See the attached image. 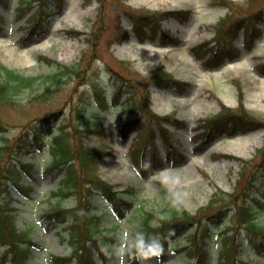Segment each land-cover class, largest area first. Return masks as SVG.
I'll return each mask as SVG.
<instances>
[{
    "label": "rangeland",
    "instance_id": "1",
    "mask_svg": "<svg viewBox=\"0 0 264 264\" xmlns=\"http://www.w3.org/2000/svg\"><path fill=\"white\" fill-rule=\"evenodd\" d=\"M63 1L59 2L60 6L64 5L60 12L44 18L40 29L30 34L37 4L21 15L18 8L22 0L0 1V77L4 75L2 66L25 76L37 77L32 87L24 88L16 95L14 105L0 104V123L5 131V134H0V148L10 151L2 156L0 165L5 166L14 157L33 164L28 174L23 172L21 175L23 182L33 189L31 198H24L12 184L9 187L12 205L17 208L16 227L29 231L34 243L33 255L27 264H49V254H64L69 249L67 240L61 239L59 233L40 219L50 203L56 202L52 193L59 188L65 174L64 170L57 173L53 168L48 170L52 154L44 148L49 145L44 139L52 140L58 135V130L51 135L38 136L31 134L28 126L37 117L61 109L69 124L66 129L70 130V125H76L78 121L76 107L84 92L92 103L89 105L90 120L104 128L108 138L86 131L81 137L70 136L69 142L79 143L80 138L86 146L105 145L98 172L124 195L128 194V198L120 199L121 208L125 209L127 205L131 208L124 216L117 217L111 214L112 206L108 207L105 199L93 197L96 211H106L102 216L106 235L117 241L115 264H189L194 260L186 256L188 232H180L176 238L170 239L169 250L165 254H142L136 261H130L131 251L136 247L138 228L142 225V211L153 213L151 223L156 227L159 218L170 208V201L164 195L165 187L194 214L200 207L207 206L218 190L219 193H233L242 184H247L243 174L251 167L255 175L264 170V161L253 167L260 158L257 150L264 145V127L246 134L235 132L233 136L225 135L210 143L201 140L205 136L202 129L204 121L225 107L232 110L244 107L255 117L264 119V34L248 48L241 25L235 39L239 55L213 68L207 62L210 53L199 58V50L195 49L204 41L213 45L218 43L216 30L224 22L227 28L230 18H244V23L253 20H247V17L263 9L264 0H202L197 3L190 0L175 8L153 0ZM142 15L150 18L144 27L149 35L145 39L137 37L134 31ZM257 21L263 28V20ZM93 27L100 31L96 50L91 46L93 40H88ZM184 27H192L193 34L185 33ZM157 31H165L169 36H158ZM79 32L83 34L77 36ZM123 35L125 38H121ZM237 60L242 61V67L232 65ZM76 63L81 64L83 80L62 76L52 83L47 78L58 71L60 64ZM160 67L177 80L187 83L183 93L174 85L155 84L153 76ZM116 77L125 83V90L117 102L113 100ZM97 91L105 95L103 97L109 107L91 113V109L97 107ZM127 91L133 92L134 96L128 97L135 100H144L149 94V102L155 112L175 116L184 127L162 128L165 126L161 123L142 117L137 107L132 110L123 107L122 102L128 99H125ZM129 119L138 120L137 129L122 131L123 124ZM60 124L61 118L49 129ZM42 131L45 133L47 130ZM150 135L153 143L160 147L153 155L145 146L143 156L147 170L141 173L131 153L138 148L134 145L142 143ZM166 136L171 145L169 148L163 145ZM21 138L34 141L35 145L43 139V148L28 152L26 147L20 148L18 142ZM213 146L216 149L211 152ZM250 173L246 176L247 181ZM251 192L264 200V177L254 181ZM239 198L243 200L242 196ZM75 202V197L70 196L63 204L71 207ZM229 209L235 210L233 203ZM230 216L228 211H224L214 218L215 222L211 221L214 234L206 245L208 256L205 264H218L225 244L220 231L223 229L224 236L230 235ZM259 222L264 227V211ZM63 233L68 237V230ZM243 233V230H237L234 235L238 244L234 253L247 264H264L261 250L253 251L248 242L240 245ZM0 249L3 251L1 245ZM232 249L235 250L233 246Z\"/></svg>",
    "mask_w": 264,
    "mask_h": 264
},
{
    "label": "trees",
    "instance_id": "2",
    "mask_svg": "<svg viewBox=\"0 0 264 264\" xmlns=\"http://www.w3.org/2000/svg\"><path fill=\"white\" fill-rule=\"evenodd\" d=\"M35 1L39 2L40 12L38 14V20L35 19V24H39L44 17L45 0H24L21 3V7L31 6ZM55 2L58 0H54ZM57 6H51L54 10ZM261 12L256 14L255 17H261ZM148 15H142L139 17V24L136 26V30L140 35H145L143 26L148 24ZM238 24V23H237ZM238 27V26H237ZM247 35L252 40L257 36H261L262 30L257 27H247ZM222 32L228 37H231L226 47L220 46H206L205 50H202L203 45H200L198 49L203 51L204 55L212 51V60H217L218 63L221 59L227 57H234L236 48L232 43V38L236 34V28L223 29ZM79 34V33H78ZM125 35L121 36L123 38ZM100 38V31L95 27L92 28L89 34L88 40L91 42L93 50H96L98 44L97 41ZM44 59H48L45 58ZM49 61V60H48ZM52 62V61H50ZM218 63H209L210 65H217ZM81 64L59 65L58 71L50 74L47 78L52 83L58 81L62 76L74 77L81 79L82 70ZM4 70L3 77H0V104L12 106L16 103V95L24 88L32 87L37 77L25 76L18 73L14 69H9L2 66ZM122 77L121 75H119ZM83 80V79H81ZM153 81L158 84L175 85L178 87L179 92H183L185 89V83L176 80L170 73L163 70L160 67L156 70L153 76ZM80 84V83H79ZM239 84V83H237ZM124 88V81L116 83L117 94L115 98L118 100V96L121 94ZM97 94V93H96ZM87 93H82L81 100L77 104V123L76 125H70V130L66 127L69 125L65 120L67 117L63 115L61 109L50 112L49 115L37 117L29 124L28 131L38 136H43L42 130H48L49 126L57 119L61 118V124L59 125V135L53 137L52 140L47 139L49 145L47 146L49 151L52 152V160L48 170L54 168L56 172L61 170L65 171V174L61 180L59 188L52 193V197L56 198V202H51L50 207L46 209L41 215V219L53 228H57L58 224L64 225L68 229V241L70 249L67 250V254L64 256L51 255L50 262L52 264H112V254L115 250V243L113 238L106 235L104 231L106 228L103 226L101 217L102 213L96 211V207L93 205V197H101L111 202L114 212L122 215V210L118 206L120 199L127 198L128 195H124L123 192L116 189L114 185L104 180L98 172L100 160L104 154V144L97 146H86L85 143L79 138V143L70 144L69 136H76L84 132H96L102 138H107L108 134L104 128L100 125H94L91 120L89 105L90 100L86 99ZM101 96L99 93L97 94ZM45 97V96H44ZM97 103L101 107H107L103 97H95ZM127 107L138 106L141 110V115L147 117L150 120H155L161 124H177L179 121L174 118L175 116H159L153 109H151L149 102V94L145 95L144 101L140 104L128 101ZM221 110L219 114L209 117L204 121L205 136L203 141H212L215 138L223 134H233L237 131L247 132L253 129H257L264 126V119L255 117L250 111L243 108L232 110L228 107ZM95 109H91L93 113ZM137 121H128L122 127L124 130H134ZM164 126V125H163ZM168 128V127H162ZM49 133V130H48ZM0 134H5L0 123ZM204 134V133H203ZM46 135V134H45ZM168 140V136H166ZM40 139L36 142L27 141L21 138L18 143L21 147H27L29 150L42 148ZM81 140V141H80ZM144 141L152 142L153 137L143 139ZM2 147V146H1ZM0 162L5 152H10L4 148H0ZM257 152L259 153L255 164L264 161V145L260 147ZM31 163L11 160L5 167L0 165V244L4 246V251H0V264L6 259L11 261L12 264H27L26 262L31 258L32 245L34 244L30 237L29 231L19 229L15 225V211L16 207L12 205L13 198L9 194L8 186L10 183L26 197L30 196L31 187L22 183L21 172L24 170L28 173ZM140 168L144 171V165L139 164ZM252 167L246 174H243L244 180L247 184H242L239 189H236L233 193L222 192L218 190L214 193L212 199L207 206L200 207L194 214H192L182 203L178 201V198L167 188H164V195L170 201V208L166 214H162L159 218V224L155 227L152 225L151 219L154 217L151 212H142V225L138 228V237L136 248L134 249V255L137 256L141 253H147L148 251H154L153 246L158 245L155 251L164 252L167 248V242L169 238L175 237V234L188 230L189 232V244L186 245L185 250L189 258L194 261L190 264H205L207 259L206 245L213 237L211 232V221L215 222L214 218L218 217L224 211L230 213L231 234L225 235L220 231V235L223 234L222 240L225 242L223 251L220 253L219 264H245L234 253L238 249L236 245L234 234L237 230H243L245 238L241 242L244 245L247 241L253 245L254 250L263 251L264 246V227L259 222V215L264 211V201L255 198L251 194V177L254 172ZM250 173L249 181H247V174ZM74 196L76 202L71 207H66L63 202ZM242 196L243 200L239 198ZM253 202L254 204H252ZM233 203L235 210H228V206ZM115 214V213H114ZM221 228V227H220ZM62 235V234H61ZM62 237V236H61ZM143 241V244H141ZM234 244V245H233ZM94 246V247H93ZM232 246L235 250L232 249ZM99 255V259L94 258V254ZM233 256V257H232Z\"/></svg>",
    "mask_w": 264,
    "mask_h": 264
},
{
    "label": "bare ground",
    "instance_id": "3",
    "mask_svg": "<svg viewBox=\"0 0 264 264\" xmlns=\"http://www.w3.org/2000/svg\"><path fill=\"white\" fill-rule=\"evenodd\" d=\"M141 1H150V0H141ZM153 1L157 2V3H160V2L164 3L165 6H169L170 8H175L177 6H180L182 3L190 2V0H153ZM200 1H202V0H195V3L200 2ZM67 20H68V18H67ZM183 31L185 33L189 34L190 36L193 34L192 27H189V28L184 27ZM235 62H237V63H235ZM235 62L232 63V65L234 67H236V66L242 67V61L241 60H237ZM181 102L183 103L184 101L182 100ZM215 149H216V147L213 146L210 150L212 152V151H215Z\"/></svg>",
    "mask_w": 264,
    "mask_h": 264
},
{
    "label": "clouds",
    "instance_id": "4",
    "mask_svg": "<svg viewBox=\"0 0 264 264\" xmlns=\"http://www.w3.org/2000/svg\"><path fill=\"white\" fill-rule=\"evenodd\" d=\"M141 244H143V241H141ZM153 248H154V254H158V252H155V249L158 248V245H154Z\"/></svg>",
    "mask_w": 264,
    "mask_h": 264
}]
</instances>
